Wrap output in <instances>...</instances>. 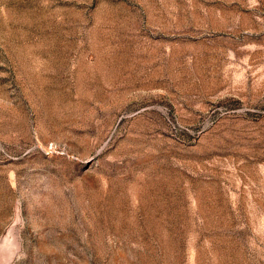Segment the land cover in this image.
Masks as SVG:
<instances>
[{
  "label": "rangeland",
  "instance_id": "1",
  "mask_svg": "<svg viewBox=\"0 0 264 264\" xmlns=\"http://www.w3.org/2000/svg\"><path fill=\"white\" fill-rule=\"evenodd\" d=\"M0 264H264V0H0Z\"/></svg>",
  "mask_w": 264,
  "mask_h": 264
}]
</instances>
